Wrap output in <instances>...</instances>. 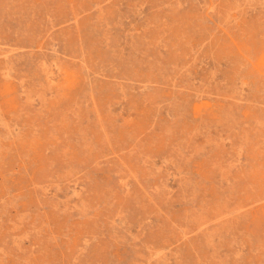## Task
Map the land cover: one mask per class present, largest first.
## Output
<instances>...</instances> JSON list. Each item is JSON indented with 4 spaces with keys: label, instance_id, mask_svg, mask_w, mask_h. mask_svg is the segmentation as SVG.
Here are the masks:
<instances>
[{
    "label": "rangeland",
    "instance_id": "374dc122",
    "mask_svg": "<svg viewBox=\"0 0 264 264\" xmlns=\"http://www.w3.org/2000/svg\"><path fill=\"white\" fill-rule=\"evenodd\" d=\"M0 264H264V0H0Z\"/></svg>",
    "mask_w": 264,
    "mask_h": 264
}]
</instances>
